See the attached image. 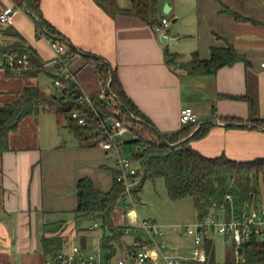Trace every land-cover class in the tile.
<instances>
[{
    "label": "crops",
    "instance_id": "0c3cea01",
    "mask_svg": "<svg viewBox=\"0 0 264 264\" xmlns=\"http://www.w3.org/2000/svg\"><path fill=\"white\" fill-rule=\"evenodd\" d=\"M115 2L121 9L130 7V0ZM25 7V0H0V13L5 9L13 13L8 22H0V47L22 38L24 53L42 68L21 74L0 70V107L16 101L25 87L35 86L49 96L76 85L102 100L95 62L100 58L159 132L185 128L180 112L191 107L197 118L193 131L212 123L204 136L189 141L193 148L208 157L225 155L238 161L264 157V131L252 125L254 119H264V0H158L159 21L169 19L164 31L158 29L160 22L151 25L130 14L111 15L95 0H40L44 18L70 45L68 64L75 78L64 88L53 84L57 74L51 65L53 50L44 36L37 35L35 20ZM163 32L177 39L166 45L160 39ZM228 46L245 60L222 66L214 74H190L180 65L194 55L208 60L213 48ZM167 52L177 55L179 64L167 63ZM127 134L133 138L131 132L121 137L123 151L137 149L126 144L131 139L125 138ZM8 139L10 149L2 156L0 171V264H46L53 256L45 255L43 238L56 235L67 238L60 254L68 253L72 245L86 253L103 252L101 224L90 230L91 224L81 221L91 217L76 214L77 181L89 177L103 191L110 190L117 167L113 153L99 145H81L50 111L22 118ZM142 219L136 209L122 206L113 213L114 223L122 228ZM165 227L170 253L189 254L169 241L170 228ZM214 236L216 230L208 239L215 241ZM136 237L145 238L143 233H131L112 241L116 252L111 258L126 251ZM90 242L96 245L93 249ZM217 242L231 248L228 239ZM146 251L153 261H161L154 245H147ZM234 252L241 258L235 247ZM103 254L108 260V252Z\"/></svg>",
    "mask_w": 264,
    "mask_h": 264
},
{
    "label": "trees",
    "instance_id": "16d2710c",
    "mask_svg": "<svg viewBox=\"0 0 264 264\" xmlns=\"http://www.w3.org/2000/svg\"><path fill=\"white\" fill-rule=\"evenodd\" d=\"M107 13L130 14L139 17L151 24H159L157 15L158 0H130V7L121 9L115 0H95ZM26 7L32 12L37 27V35H48L63 38L60 33L44 18L40 9V0H25ZM25 42L22 38L3 48L0 54L10 52H25ZM32 70L38 72L42 66L31 59ZM169 64H179L178 56L166 53ZM245 60L232 46L226 48H213L211 58L201 60L196 55L188 61L181 63V67L190 74H214L225 65ZM96 67L101 79L110 80L108 96L113 95L114 100H97L90 105L83 92L73 85L61 95H46L38 87H25L20 97L11 104L0 107V171L2 169V156L10 149L9 134L15 131L22 118L40 111L54 112L60 121L69 127L83 146L98 145L97 133L100 131L99 119L101 117H114L116 106L119 105L124 114L133 122L131 133L133 138L126 142L129 145L142 147L136 150L135 158L142 171L141 183L136 187L135 193L139 199L138 191L146 180L162 178L166 185L167 194L172 200L186 197L193 199L197 209L198 220L203 221L214 212L224 208V215L229 218L231 214L240 215L251 207L258 206L264 198V157L248 161H238L225 155L208 157L195 148L189 141L204 136L211 122L202 123L196 131V124L187 125L178 132L162 133L169 143H179L175 146L165 144L158 136L155 126L149 118L142 113L134 102L125 93L122 84L109 64L100 58L95 59ZM122 104V105H121ZM78 112L85 118L80 124L72 114ZM137 117L138 119H134ZM228 122H241L236 118H228ZM242 124V123H241ZM252 125L264 129V119H254ZM192 132V134H191ZM161 133V132H160ZM146 145V148H143ZM117 168L114 172L113 184L110 190L103 191L97 187L89 177L77 181V208L78 217L86 216L98 219L104 230L102 237L103 252H108L110 259L116 252L112 241H119L123 235V228L113 221V213L118 205V198L123 190L119 180ZM216 210V211H215ZM67 242L62 236L43 238V248L46 256H58L59 251ZM212 239L206 240L208 258L211 257ZM241 258L245 262L264 264V242L256 236L243 245Z\"/></svg>",
    "mask_w": 264,
    "mask_h": 264
},
{
    "label": "built area",
    "instance_id": "2783aa9c",
    "mask_svg": "<svg viewBox=\"0 0 264 264\" xmlns=\"http://www.w3.org/2000/svg\"><path fill=\"white\" fill-rule=\"evenodd\" d=\"M12 14L10 9L2 11L0 22H8ZM168 23L169 19L162 18L158 29L164 31ZM42 36L47 39L54 53L51 65L56 69L57 74L53 84L57 88H64L67 83L75 78L68 64L70 45L64 38H56L46 34ZM262 66L264 67V59ZM32 67L30 57L26 53L0 54V70L21 74L32 69ZM101 84V99L114 100L113 95L108 96L110 80L101 79ZM83 94L86 101L93 105L94 98L84 92ZM115 114L114 117L106 118L98 116L100 125V131L97 133L98 145L113 153L119 172L118 177L123 184L117 206H122L129 211L136 209L139 204L135 189L141 183L142 171L140 166L136 168L133 161L122 154L123 146L120 139L125 133L131 132L133 122L124 114L119 105L116 106ZM72 116L78 119L80 124L85 123V118L80 116L78 112H74ZM134 119L138 118L135 117ZM180 121L184 125H197L194 110L191 107L183 108L180 112ZM146 147L144 145L143 148ZM141 149L142 147L138 146L136 150ZM224 212V208H221L205 220L188 224L185 227L186 234L192 238V246L187 255L168 252V241L165 238L166 227L151 219H142L137 225L123 226V234L143 233L145 238L136 237L132 243L127 245L126 251L114 259L107 260L101 250L86 253L79 245H72L68 253L50 257L46 264H203L208 260L206 240L213 230H216L219 238L228 239L232 242L236 251L248 243L253 236H256L260 242H264V206L251 207L240 215L231 214L229 218L224 215ZM220 215L223 218H220ZM99 227L100 223L96 221L89 226V229L93 230ZM172 228L176 231L179 225H173ZM147 245H154L161 259L160 262H155L148 256Z\"/></svg>",
    "mask_w": 264,
    "mask_h": 264
},
{
    "label": "rangeland",
    "instance_id": "374dc122",
    "mask_svg": "<svg viewBox=\"0 0 264 264\" xmlns=\"http://www.w3.org/2000/svg\"><path fill=\"white\" fill-rule=\"evenodd\" d=\"M125 138H131L130 134H127ZM130 148L132 149L127 148L122 154L123 156H128L136 168H138L139 162L135 158L136 147L133 146ZM138 196L139 204L136 206V210L140 218L151 219L161 225L167 226V228H170L168 227L169 225H179L176 231H173L172 228L168 229V239L172 244L177 245L179 250L189 252L191 237L186 234L185 227L188 224H193L198 221L197 209L193 199L190 197L180 200L170 199L162 178H157L154 181L146 180L142 188L138 191ZM261 206H264V198L258 204V207ZM220 218H223V216L220 215ZM94 222H96L94 219L86 218L81 221V225H93ZM213 239L215 241L212 240V255L208 259V262L203 264H253L245 262L242 258L237 259L232 242L231 248L227 249L223 246L222 242H217L219 239L217 236H214ZM76 244H80L79 241H76ZM89 245L92 249L96 246L91 242ZM167 251L170 252L169 249Z\"/></svg>",
    "mask_w": 264,
    "mask_h": 264
},
{
    "label": "water",
    "instance_id": "95a60500",
    "mask_svg": "<svg viewBox=\"0 0 264 264\" xmlns=\"http://www.w3.org/2000/svg\"><path fill=\"white\" fill-rule=\"evenodd\" d=\"M25 9L27 10V8L25 7ZM27 12L30 14V15H32V12H30V11H28L27 10ZM164 12L165 13H168L169 12V10H164ZM161 42L162 43H164V44H168V43H171V44H173L174 42H175V40L177 39V38H173V39H171L167 34H166V32H163L162 33V35H161ZM110 69H111V67H110ZM122 105V104H121ZM231 124V123H230ZM261 130H263L264 131V129L263 128H260ZM156 132H157V134H158V136L160 137V139H162V141L165 143V144H167V145H169V146H175V145H177L178 143H169L168 141H167V139L163 136V134L162 133H160L158 130H156ZM241 250H242V248L240 247V248H238V253L240 254L241 253Z\"/></svg>",
    "mask_w": 264,
    "mask_h": 264
}]
</instances>
